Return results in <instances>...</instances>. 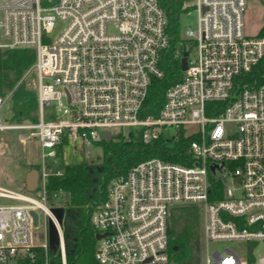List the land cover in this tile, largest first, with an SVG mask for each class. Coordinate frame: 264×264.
I'll list each match as a JSON object with an SVG mask.
<instances>
[{"label": "built area", "instance_id": "2783aa9c", "mask_svg": "<svg viewBox=\"0 0 264 264\" xmlns=\"http://www.w3.org/2000/svg\"><path fill=\"white\" fill-rule=\"evenodd\" d=\"M246 0H182L195 13L186 68L168 86L157 116L140 117L152 79H160V53L169 44L166 12L157 0H0L1 47L30 48L37 92L36 121L14 122L5 114L10 92L0 95V132L16 131L35 141L38 185L18 192L0 184V264L49 256L47 225L60 237L57 252L66 264L63 226L46 205L59 191L47 189L51 173L85 148L102 141L103 131L131 128L145 143L189 136L190 163L151 157L129 167L109 184L89 220L99 264H169L167 227L173 204L198 206L205 264H264L254 246L264 242V71L249 76L264 57V36L244 33ZM54 106L52 119L44 107ZM188 126H193L187 131ZM167 128L175 130L174 135ZM114 135V134H112ZM215 199H209L213 184ZM219 195V196H218ZM41 210L45 242L32 237L31 211ZM38 219V215H37ZM239 240L247 258L207 243Z\"/></svg>", "mask_w": 264, "mask_h": 264}, {"label": "trees", "instance_id": "16d2710c", "mask_svg": "<svg viewBox=\"0 0 264 264\" xmlns=\"http://www.w3.org/2000/svg\"><path fill=\"white\" fill-rule=\"evenodd\" d=\"M166 12V33L168 46L160 53L159 67L164 71L160 79H152L142 107L140 117L157 116L162 107L164 94L168 86L176 83L181 75V57L187 55L185 45H193L180 36L179 15L182 11V0H157ZM257 36H264V24ZM34 51L30 48H0V95L10 92L9 119L14 122L36 121L37 92L34 89V76L29 72L34 63ZM251 74L261 82L264 71V57L253 67ZM264 78V76H263ZM175 141L169 142L163 136L145 143L138 131L130 137L116 135L110 141L102 139V163L98 166L88 164L83 159L73 157L70 163L63 164L60 149L57 152L60 173H51L48 177L47 189L50 192L61 190L67 194L64 208L67 211L79 212V224L72 220L69 226H63L65 238L66 264H99L95 259L94 247L96 238L93 236L91 221L94 209L104 200L108 184L119 175L125 174L135 163L160 157L181 164L190 163L187 152L191 140L189 136L177 135ZM37 164L34 168H37ZM222 187L221 183L213 184L209 199L213 200L214 189ZM219 196V195H218ZM200 222L198 206L193 204L172 206L169 213L168 252L175 264H199L200 261ZM75 226V230L72 227ZM47 264H61L58 252L48 253ZM19 264H46L43 248L36 250V258L31 261L22 259Z\"/></svg>", "mask_w": 264, "mask_h": 264}, {"label": "rangeland", "instance_id": "374dc122", "mask_svg": "<svg viewBox=\"0 0 264 264\" xmlns=\"http://www.w3.org/2000/svg\"><path fill=\"white\" fill-rule=\"evenodd\" d=\"M246 6L243 12L244 20V33L247 36H257L261 26L264 24V0H246ZM195 13L186 14L181 11L179 15V30L180 36L185 37V28L191 27L195 28ZM4 41V37L0 33V43ZM34 82V79H33ZM8 105L5 107V114L9 113ZM46 119H52L55 114L56 107L54 104L52 106L44 107ZM193 126H188V130H192ZM167 133L169 135H174L175 130L172 128H167ZM131 128H113L111 130L112 138H115L116 135L122 134L125 137H128L130 134ZM178 137V136H177ZM175 136L174 141L177 139ZM38 149L35 141H29L23 143L20 141V136L16 131H4L0 132V184L4 187H8L12 190L18 192H27L25 190V175L28 170L34 168L39 159ZM78 159H83L88 164L98 166L102 163V146L101 144H93L91 148H85L84 151L77 156ZM67 199V194L63 191H59L55 196H52L51 199L46 201V205L50 208L55 206L64 207L65 200ZM6 200L0 199V204H4ZM182 205V204H173L172 206ZM38 224L32 227V237L34 243L40 245L45 242V221L44 214L41 210H37ZM201 216V215H200ZM202 216L200 222V261L199 264H205V254L206 249H204V241L202 239ZM94 236V233H93ZM97 242V240H96ZM95 242V245H96ZM254 255L257 257L264 253V242L258 241L254 246ZM207 248L210 256H212L214 251H224L225 248L232 250L237 253L241 258H247V244L239 240H219V241H209L207 243ZM8 264H15V261L9 260ZM169 264H175V261L171 258ZM212 264V263H211Z\"/></svg>", "mask_w": 264, "mask_h": 264}, {"label": "water", "instance_id": "95a60500", "mask_svg": "<svg viewBox=\"0 0 264 264\" xmlns=\"http://www.w3.org/2000/svg\"><path fill=\"white\" fill-rule=\"evenodd\" d=\"M186 68V54H183L181 57V63H180V69L183 70ZM103 138H105L107 141H110L112 139V134L109 131H103L102 133ZM91 148V147H89ZM25 190L27 191H35L38 185V174L36 168H32L25 172ZM51 213L53 214L55 220L58 222L60 226H69L70 225V219L69 217H64L65 208L62 206H55L50 209ZM33 218L34 225H37V213L35 211L30 212ZM73 230H75V226L72 227ZM95 238H100L98 234L94 235ZM47 238H48V248L49 252H57V248L59 246L60 237L58 234V229L50 218L48 219V225H47ZM65 242V238H64Z\"/></svg>", "mask_w": 264, "mask_h": 264}, {"label": "flooded vegetation", "instance_id": "af4514ba", "mask_svg": "<svg viewBox=\"0 0 264 264\" xmlns=\"http://www.w3.org/2000/svg\"><path fill=\"white\" fill-rule=\"evenodd\" d=\"M78 215H79V212L74 211V210H72V211L65 210V213H64V217H69L71 222H72V220H74L76 223L79 224L80 220H79V218H76V217H78ZM71 222H70V224H71Z\"/></svg>", "mask_w": 264, "mask_h": 264}]
</instances>
